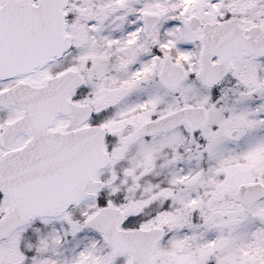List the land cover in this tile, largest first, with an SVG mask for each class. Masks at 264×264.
<instances>
[{"label":"snow or ice","instance_id":"1","mask_svg":"<svg viewBox=\"0 0 264 264\" xmlns=\"http://www.w3.org/2000/svg\"><path fill=\"white\" fill-rule=\"evenodd\" d=\"M0 264H264V0H0Z\"/></svg>","mask_w":264,"mask_h":264}]
</instances>
